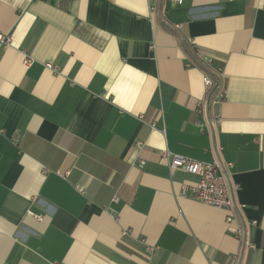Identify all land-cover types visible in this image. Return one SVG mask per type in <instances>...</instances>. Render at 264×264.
<instances>
[{
  "label": "crops",
  "instance_id": "crops-1",
  "mask_svg": "<svg viewBox=\"0 0 264 264\" xmlns=\"http://www.w3.org/2000/svg\"><path fill=\"white\" fill-rule=\"evenodd\" d=\"M0 33V264H264V0H0ZM165 150L231 162L234 219Z\"/></svg>",
  "mask_w": 264,
  "mask_h": 264
},
{
  "label": "built area",
  "instance_id": "built-area-1",
  "mask_svg": "<svg viewBox=\"0 0 264 264\" xmlns=\"http://www.w3.org/2000/svg\"><path fill=\"white\" fill-rule=\"evenodd\" d=\"M172 6L181 5L184 0H168ZM178 26V25H176ZM10 35H4L0 33V46L8 45L10 43ZM197 57L204 62L205 66L210 65L212 59L210 57H203L197 52ZM27 64L28 61L26 60ZM213 75V76H212ZM202 83L204 88V95L198 102L196 107L197 113H203L210 104L219 103L224 98V87L220 85L214 73L204 72L202 75ZM215 121L219 120L217 114H213ZM194 123L199 128L200 132H204V121L195 120ZM154 124H152L153 127ZM210 133V132H209ZM220 148H218V151ZM162 158L168 163L171 169H182L190 174L197 176V181L189 186L192 190L193 197L197 201L211 205L213 207L221 208L227 211L226 220L231 221L234 219L233 209V197L232 190L228 183V171L232 167V163L228 161H222L220 158L215 157L211 161H199L189 157H184L171 153L165 150L162 153ZM142 164V163H141ZM44 172L47 170L44 169ZM188 188V185H183L182 192ZM78 190H80L77 187ZM116 199V197H114ZM238 232V231H237ZM151 253H153V250Z\"/></svg>",
  "mask_w": 264,
  "mask_h": 264
}]
</instances>
